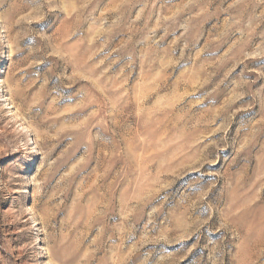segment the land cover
I'll use <instances>...</instances> for the list:
<instances>
[{"label": "rangeland", "instance_id": "374dc122", "mask_svg": "<svg viewBox=\"0 0 264 264\" xmlns=\"http://www.w3.org/2000/svg\"><path fill=\"white\" fill-rule=\"evenodd\" d=\"M0 264H264V0H0Z\"/></svg>", "mask_w": 264, "mask_h": 264}, {"label": "bare ground", "instance_id": "6f19581e", "mask_svg": "<svg viewBox=\"0 0 264 264\" xmlns=\"http://www.w3.org/2000/svg\"><path fill=\"white\" fill-rule=\"evenodd\" d=\"M24 129V128H23Z\"/></svg>", "mask_w": 264, "mask_h": 264}]
</instances>
